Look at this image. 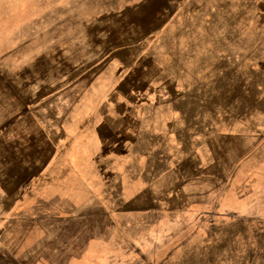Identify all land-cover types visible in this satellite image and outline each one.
I'll list each match as a JSON object with an SVG mask.
<instances>
[{
  "label": "rangeland",
  "instance_id": "374dc122",
  "mask_svg": "<svg viewBox=\"0 0 264 264\" xmlns=\"http://www.w3.org/2000/svg\"><path fill=\"white\" fill-rule=\"evenodd\" d=\"M0 264H264V0H0Z\"/></svg>",
  "mask_w": 264,
  "mask_h": 264
}]
</instances>
